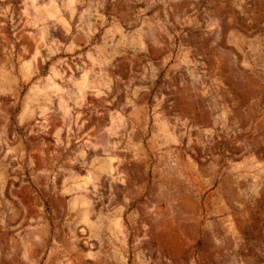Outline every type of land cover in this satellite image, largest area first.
I'll return each mask as SVG.
<instances>
[{"label": "rangeland", "instance_id": "rangeland-1", "mask_svg": "<svg viewBox=\"0 0 264 264\" xmlns=\"http://www.w3.org/2000/svg\"><path fill=\"white\" fill-rule=\"evenodd\" d=\"M0 264H264V0H0Z\"/></svg>", "mask_w": 264, "mask_h": 264}]
</instances>
